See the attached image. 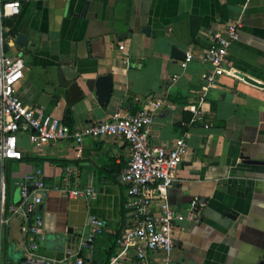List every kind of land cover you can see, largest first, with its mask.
Listing matches in <instances>:
<instances>
[{
	"label": "crops",
	"instance_id": "0c3cea01",
	"mask_svg": "<svg viewBox=\"0 0 264 264\" xmlns=\"http://www.w3.org/2000/svg\"><path fill=\"white\" fill-rule=\"evenodd\" d=\"M17 1L19 13L0 22L1 50L24 60L23 78L15 86L24 104L81 127L160 100L148 127L150 142L185 139L187 152L168 188L169 203L185 214L174 230L173 263L264 261V0ZM237 17L239 38L227 54L236 76H219L206 91L201 115L194 116L187 106L196 100L209 70L200 56L209 32ZM19 33L24 34L22 44ZM172 46L190 48L196 56L181 67V59L170 55ZM63 64L78 72L76 82L84 92L72 105L65 100L69 81ZM100 74L112 80L103 105L91 89ZM18 147L20 160L0 161V173L10 184L7 203L20 200L17 183L36 168L50 184L62 182L69 168L74 185L83 187L91 180L96 191L91 198L45 194L44 238L36 253L63 260L95 215L103 221V231L80 256L84 264H109L117 253V237L131 223L126 186L120 181L130 154L127 142L120 136L86 137L77 152L74 141L64 139L38 151L20 133ZM193 199L200 204L191 216ZM23 220L14 215L0 229V264H22L27 242L36 239L20 231ZM121 264H134L132 251Z\"/></svg>",
	"mask_w": 264,
	"mask_h": 264
},
{
	"label": "built area",
	"instance_id": "2783aa9c",
	"mask_svg": "<svg viewBox=\"0 0 264 264\" xmlns=\"http://www.w3.org/2000/svg\"><path fill=\"white\" fill-rule=\"evenodd\" d=\"M20 3L17 0L0 1L2 18L17 15ZM241 18L225 21L209 32V43L201 53L209 70L203 75V83L197 98L187 106L194 116L201 115V105L208 88L216 86L221 75L236 76L227 58L231 44L239 38ZM0 35V161L20 160L22 151L18 147V134L25 133L38 151L50 142L71 139L77 152L86 137L103 138L120 136L128 144L130 154L121 171L120 181L125 184L127 200L125 207L131 215L130 226L116 239L117 253L109 264H121L133 252L134 264H174V230L185 214L173 208L168 201V188L173 180V171L181 164L187 152L185 139L177 137L171 143L153 144L149 139L151 124L161 101H150L148 106L136 112L117 110L107 119L98 120L81 127H71L59 118L48 116L41 107L26 105L17 96L15 86L23 78L24 60L20 54H8L1 50ZM120 49L123 45L119 46ZM196 56L192 49L184 51L179 60L185 67ZM176 78V76H174ZM174 78V79H175ZM71 170L66 168L62 182L47 183L36 168L18 181L20 200L9 204L6 200L4 172L0 173V229L8 225L14 215H21L20 231L24 236L36 239L27 242V255L22 264H84L80 256L88 250L95 238L103 231V221L92 215L86 229L77 238L75 248H68L63 260L49 259L36 253L42 233L43 216L39 208L45 194L56 191L64 197L91 198L96 194L91 180L83 187L70 180ZM197 199L191 200L188 213H197ZM156 207V208H154Z\"/></svg>",
	"mask_w": 264,
	"mask_h": 264
},
{
	"label": "water",
	"instance_id": "95a60500",
	"mask_svg": "<svg viewBox=\"0 0 264 264\" xmlns=\"http://www.w3.org/2000/svg\"><path fill=\"white\" fill-rule=\"evenodd\" d=\"M24 34L19 33L17 36V42L23 43ZM171 57L173 59L179 60L184 58V51L177 49L172 46L170 51ZM79 58L81 57V53L78 54ZM75 61H73V64ZM61 70L67 81H69V85L67 88V94L65 97L66 102L69 105H72L74 102L80 100L84 96V92L81 90L79 85L76 82L78 78V72L75 71L70 64H63L61 66ZM248 79V78H247ZM249 80V79H248ZM112 88V80L109 74H100L95 78V81L92 86L93 95L95 96L97 102L100 105L106 104L109 100ZM40 210H42V204L39 206ZM74 241V238H72ZM257 264H264V261L261 260Z\"/></svg>",
	"mask_w": 264,
	"mask_h": 264
},
{
	"label": "rangeland",
	"instance_id": "374dc122",
	"mask_svg": "<svg viewBox=\"0 0 264 264\" xmlns=\"http://www.w3.org/2000/svg\"><path fill=\"white\" fill-rule=\"evenodd\" d=\"M9 185H10V184H9V181H8L7 184H6L7 188H9Z\"/></svg>",
	"mask_w": 264,
	"mask_h": 264
},
{
	"label": "trees",
	"instance_id": "16d2710c",
	"mask_svg": "<svg viewBox=\"0 0 264 264\" xmlns=\"http://www.w3.org/2000/svg\"><path fill=\"white\" fill-rule=\"evenodd\" d=\"M66 123V122H65ZM67 124V123H66Z\"/></svg>",
	"mask_w": 264,
	"mask_h": 264
}]
</instances>
